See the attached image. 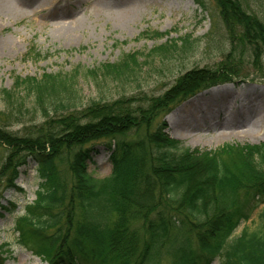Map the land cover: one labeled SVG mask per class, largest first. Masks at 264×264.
Listing matches in <instances>:
<instances>
[{
    "label": "trees",
    "instance_id": "trees-1",
    "mask_svg": "<svg viewBox=\"0 0 264 264\" xmlns=\"http://www.w3.org/2000/svg\"><path fill=\"white\" fill-rule=\"evenodd\" d=\"M193 1L206 9L203 0ZM213 1L228 50L159 95L139 92L83 106L74 88L78 70L69 77H15L13 89L2 90L9 109L0 111V184L15 188L17 168L28 159L38 181L35 199L15 215L17 244L45 264H264V142L201 151L170 137L165 122L155 123L176 98L232 82L243 65L264 77V0ZM169 43L151 53L185 48L184 40ZM138 64L132 53L98 71L126 82ZM86 73L97 83L95 70ZM20 87L44 117L24 135L5 125L14 116L6 113L25 104H12ZM103 138L111 173L98 179L88 172V145ZM260 206L256 228L234 235ZM11 207L0 205V217L14 213Z\"/></svg>",
    "mask_w": 264,
    "mask_h": 264
},
{
    "label": "rangeland",
    "instance_id": "rangeland-1",
    "mask_svg": "<svg viewBox=\"0 0 264 264\" xmlns=\"http://www.w3.org/2000/svg\"><path fill=\"white\" fill-rule=\"evenodd\" d=\"M54 1L55 7L45 6L47 1L43 0H0V111L9 109L1 92L13 89L15 77L38 79L44 74L69 77L78 70L74 88L85 106L94 100L139 92L159 95L184 72L214 66L229 47L213 0H203L206 9L193 0ZM155 33L167 35L156 37ZM183 40L182 50L175 47L169 53H151L173 41L180 46ZM132 53L138 54L139 64L128 81H115L112 75L98 71ZM87 70L96 71L93 76L97 83L86 75ZM230 78L232 82L211 88H217L214 93L207 94L209 89L188 99L176 98L156 116L155 123L165 122L168 135L190 149L213 151L226 144L263 143L264 77L243 65ZM14 92L12 104L19 105L24 100L25 104L20 109L13 107V114L6 113L7 119L14 116L5 125L10 132L24 135L42 123L44 117L33 110L24 88ZM205 104L211 107L208 109ZM183 114L185 120L182 118L181 123L177 117ZM245 130L249 135H235ZM107 144L103 138L88 145L92 149L88 172L98 179L111 173ZM27 162L17 168L15 188L0 184V205L8 209L16 206L14 213L4 211L0 217L4 264H45L17 244L13 229L15 215L22 214L24 205L35 199L38 183L35 164L30 159ZM261 207L238 226L234 235L245 227L256 228ZM210 264L220 261L215 259Z\"/></svg>",
    "mask_w": 264,
    "mask_h": 264
},
{
    "label": "bare ground",
    "instance_id": "bare-ground-1",
    "mask_svg": "<svg viewBox=\"0 0 264 264\" xmlns=\"http://www.w3.org/2000/svg\"><path fill=\"white\" fill-rule=\"evenodd\" d=\"M44 1H47V3L45 4V6H50V7H55L56 6V4H57V2L56 1H54V0H43V2ZM42 2V3H43ZM44 6V7H45ZM217 89V88H216ZM216 89H211V90H209V91H207L206 93L208 94H210V93H214L215 91H216ZM205 106L209 109L210 107H211V104H205ZM186 115V114H185ZM184 114L183 115H181V116H178L177 117V119H178V121L179 122H181L182 123V120L184 119ZM183 118V119H182ZM185 120V119H184ZM221 123H224V121H222ZM224 125H225V123H224ZM231 134H233V132H231V133H229V134H227L228 136H231ZM235 135H237V136H246V135H249V132H248V130H245V131H242V132H236L235 133ZM182 136V135H181ZM185 137V136H184Z\"/></svg>",
    "mask_w": 264,
    "mask_h": 264
}]
</instances>
